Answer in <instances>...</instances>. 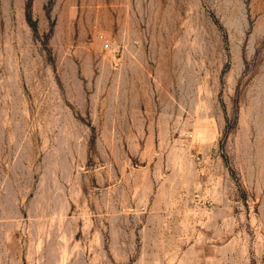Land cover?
Returning <instances> with one entry per match:
<instances>
[{
	"label": "rangeland",
	"instance_id": "374dc122",
	"mask_svg": "<svg viewBox=\"0 0 264 264\" xmlns=\"http://www.w3.org/2000/svg\"><path fill=\"white\" fill-rule=\"evenodd\" d=\"M0 264H264V0H0Z\"/></svg>",
	"mask_w": 264,
	"mask_h": 264
},
{
	"label": "built area",
	"instance_id": "2783aa9c",
	"mask_svg": "<svg viewBox=\"0 0 264 264\" xmlns=\"http://www.w3.org/2000/svg\"><path fill=\"white\" fill-rule=\"evenodd\" d=\"M104 46H105V47H107V46H108V43H107L106 41L104 42Z\"/></svg>",
	"mask_w": 264,
	"mask_h": 264
}]
</instances>
